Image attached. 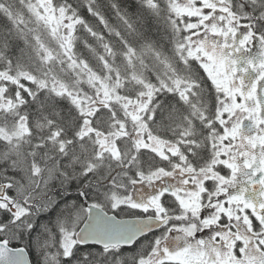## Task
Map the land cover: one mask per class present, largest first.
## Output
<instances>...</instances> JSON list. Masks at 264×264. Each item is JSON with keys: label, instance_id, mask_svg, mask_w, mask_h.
<instances>
[{"label": "snow or ice", "instance_id": "obj_1", "mask_svg": "<svg viewBox=\"0 0 264 264\" xmlns=\"http://www.w3.org/2000/svg\"><path fill=\"white\" fill-rule=\"evenodd\" d=\"M0 264H264V0H0Z\"/></svg>", "mask_w": 264, "mask_h": 264}, {"label": "flooded vegetation", "instance_id": "obj_2", "mask_svg": "<svg viewBox=\"0 0 264 264\" xmlns=\"http://www.w3.org/2000/svg\"><path fill=\"white\" fill-rule=\"evenodd\" d=\"M229 54L234 55L235 58L239 61V64L237 65L239 69H244L246 67L249 69L245 76L246 81L247 79L255 75L254 69H252L250 65L245 64V61L259 59L260 46L258 43L249 42L246 46L241 45L239 49H236L234 52H230ZM143 191H147V189L141 190L139 187L131 188V193L133 196H138L142 194ZM252 194L253 193H251V190H250L249 195H252ZM184 203L187 205L189 202L185 201Z\"/></svg>", "mask_w": 264, "mask_h": 264}, {"label": "trees", "instance_id": "obj_3", "mask_svg": "<svg viewBox=\"0 0 264 264\" xmlns=\"http://www.w3.org/2000/svg\"><path fill=\"white\" fill-rule=\"evenodd\" d=\"M129 190L131 191V188Z\"/></svg>", "mask_w": 264, "mask_h": 264}, {"label": "rangeland", "instance_id": "obj_4", "mask_svg": "<svg viewBox=\"0 0 264 264\" xmlns=\"http://www.w3.org/2000/svg\"><path fill=\"white\" fill-rule=\"evenodd\" d=\"M131 193V192H130ZM132 194V193H131Z\"/></svg>", "mask_w": 264, "mask_h": 264}]
</instances>
